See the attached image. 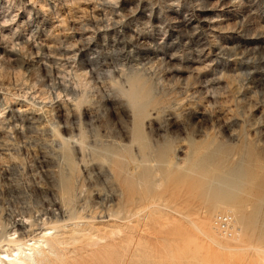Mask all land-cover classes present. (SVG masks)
Wrapping results in <instances>:
<instances>
[{"label": "rangeland", "instance_id": "rangeland-1", "mask_svg": "<svg viewBox=\"0 0 264 264\" xmlns=\"http://www.w3.org/2000/svg\"><path fill=\"white\" fill-rule=\"evenodd\" d=\"M263 233L264 0H0V255L264 264Z\"/></svg>", "mask_w": 264, "mask_h": 264}, {"label": "bare ground", "instance_id": "bare-ground-1", "mask_svg": "<svg viewBox=\"0 0 264 264\" xmlns=\"http://www.w3.org/2000/svg\"><path fill=\"white\" fill-rule=\"evenodd\" d=\"M133 93V92H132ZM131 93V94H132ZM137 95H136V99H137V96L139 95L138 93H136ZM135 95V94H134ZM134 95H131V96H134ZM131 99V98H130ZM132 100H133V97H132ZM139 101V100H138ZM133 102H134V104L135 105H137L138 104V102L137 101H134L133 100ZM131 103V102H130ZM139 103H140V101H139ZM131 106H133V107H135L134 105H132L131 104ZM149 148V147H148ZM223 176V175H222ZM229 185V184H228ZM230 186V185H229ZM215 191V190H214ZM226 191V190H225ZM223 193V192H222ZM228 193H226V195H227ZM74 194H73V187H72V185L68 182V183H66L65 184V186H64V189H63V191L61 192V194H60V198H61V200H62V204L61 205H63V208H65V207H69L72 203H73V198L75 197V196H73ZM76 195V194H75ZM213 195V194H212ZM225 195V194H224ZM209 196V195H208ZM233 196V195H232ZM214 197H216V198H220V197H222L221 196V192L220 191H218V189H217V192H215V196ZM225 197H227V196H225ZM230 197V196H229ZM213 198V197H212ZM211 198V199H212ZM228 198V197H227ZM225 199V198H224ZM150 200V199H149ZM208 200H209V198H208ZM219 201L220 200H222V198H220V199H218ZM259 200V199H258ZM228 201H230V199L228 198ZM130 202V201H129ZM211 202V201H210ZM220 202H223V201H220ZM225 203H226V201H225ZM212 204V203H211ZM218 204V203H217ZM214 206V205H213ZM216 206V205H215ZM226 207V206H225ZM229 207V206H228ZM216 208V211H217V208L218 207H215ZM70 209V208H69ZM68 209V210H69ZM233 209V208H232ZM229 210V209H228ZM227 210V211H228ZM231 210V209H230ZM236 210V209H235ZM76 211V210H75ZM231 212V211H230ZM239 214V213H238ZM236 215V214H235ZM72 218V217H71ZM239 219V218H238ZM72 220V219H71ZM70 220V221H71ZM80 221V220H79ZM235 221V220H234ZM73 222V221H72ZM243 222L242 220L241 221H239L238 220V223L239 224H241V223ZM67 222L65 221V225H68V224H66ZM78 223V222H77ZM82 223V222H81ZM83 224V223H82ZM64 225V226H65ZM246 225H248V224H246ZM69 226V225H68ZM241 227L243 226V225H240ZM45 227V226H44ZM47 227V226H46ZM75 227H80L79 226V224L78 225H76ZM120 227V226H119ZM236 227V226H235ZM241 227H239L240 228V231H242V228ZM19 228L20 229H22L23 227H22V225H20L19 224ZM48 228V227H47ZM46 228V230H54V229H58V226L55 224V225H52V227H50V228H48L47 229ZM66 228V227H65ZM81 228H82V226H81ZM239 228L237 229V230H239ZM45 229V228H44ZM67 229H68V227H67ZM78 230H79V228H77ZM89 229V228H88ZM43 231V230H42ZM57 231V230H56ZM65 231V230H64ZM68 231V230H67ZM75 231L76 230H73V228H72V235L71 236H66L65 235V233L64 234H62L63 236L61 237V238H53L52 240V242L54 243L55 242V244H57V245H59V246H61V245H68V244H70V242L71 241H76V242H78L79 241V239H81L83 236H85V234H84V232H86V229H83L82 228V230H80L79 232H78V234L77 233H75ZM58 232H60V231H58ZM43 233H44V231H43ZM75 233V234H74ZM242 232H240V234H241ZM264 234V233H263ZM24 236V234H21V236ZM54 235V234H53ZM91 235V234H90ZM242 235V234H241ZM263 236V235H262ZM91 237V236H90ZM96 237V236H95ZM25 238V237H24ZM23 237L22 238H20L21 240H16V241H12L13 243H15L16 244V246H17V249L15 250H12L11 251V254L9 253H3V254H1L0 256H2V258H0V262H3V263H6V262H9V264H32L31 262H34V261H31V258H32V256L30 257L29 255H33L32 254V252H34L35 251V249L36 248H38V261L37 260H35L36 261V264L38 263V264H53V259L49 256V253L51 254V252L53 253H55L56 251H58L57 249L58 248H56V246L53 244V245H51V246H49V247H47L48 249V254H47V252H45V250H44V247L43 246H41L40 245V242H39V240H38V242H35L33 245H31L30 247L28 246L27 247V249L25 248L24 250H22V246L23 245H26V244H28L27 242H25V243H21L22 241H24L25 239H24ZM50 239V238H49ZM240 239V238H239ZM262 239V238H261ZM27 240V239H26ZM264 240V239H263ZM30 241V240H29ZM47 242H49L50 240H46ZM51 242V241H50ZM10 243V242H9ZM37 243H38V247H35L36 245H37ZM11 244V243H10ZM30 244H32V243H30ZM14 244H12V246H13ZM15 246V245H14ZM46 246H48V244L46 243ZM64 250V249H63ZM25 251H29V252H27V254H26V252ZM29 253V254H28ZM21 255H23L24 257H21ZM40 255V256H39ZM34 256V255H33ZM58 261V260H57ZM63 261V260H62ZM59 263H61L60 261H58ZM34 264V263H33ZM62 264V263H61Z\"/></svg>", "mask_w": 264, "mask_h": 264}, {"label": "built area", "instance_id": "built-area-1", "mask_svg": "<svg viewBox=\"0 0 264 264\" xmlns=\"http://www.w3.org/2000/svg\"><path fill=\"white\" fill-rule=\"evenodd\" d=\"M214 224L216 228L222 233L224 236L231 237L233 234V224H234V217L232 214L223 213L219 214L214 219Z\"/></svg>", "mask_w": 264, "mask_h": 264}]
</instances>
